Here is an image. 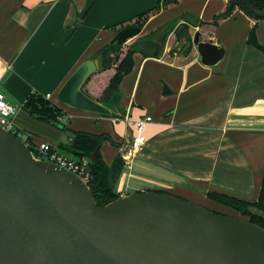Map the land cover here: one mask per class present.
<instances>
[{"label": "crops", "instance_id": "obj_1", "mask_svg": "<svg viewBox=\"0 0 264 264\" xmlns=\"http://www.w3.org/2000/svg\"><path fill=\"white\" fill-rule=\"evenodd\" d=\"M156 2L0 0V91L15 107V126L28 132L33 142L47 140L66 151L61 145L68 141V134L22 107L32 92L48 94L51 102L61 106L69 116L68 127L109 134L117 145L105 139L100 146L107 164L133 133L127 120L150 115L144 145L131 160L122 161V167L130 168L135 160L155 166L149 170L158 180L133 177L153 185L154 190L236 214L205 193L216 190L254 201L264 169V51L248 41L250 19L242 10L215 24L212 16L224 7L225 0H177L151 16L137 36L177 20L158 56L134 53L132 70L118 91L103 102L111 115L72 109L56 98L76 66L95 56L116 32L105 26ZM187 12L198 23L190 20L186 31L177 34L187 22L183 17ZM196 31L202 40L208 36L219 40L224 55L218 64L200 62L192 41ZM255 34L264 46V19L258 20Z\"/></svg>", "mask_w": 264, "mask_h": 264}, {"label": "water", "instance_id": "obj_2", "mask_svg": "<svg viewBox=\"0 0 264 264\" xmlns=\"http://www.w3.org/2000/svg\"><path fill=\"white\" fill-rule=\"evenodd\" d=\"M140 31L125 26L108 43L123 44ZM192 41L203 65L222 60L217 38L202 40L196 31ZM100 68L99 55L81 61L60 86L57 100L111 115L82 90ZM89 136L96 141L93 159L105 139L115 144L107 133ZM0 264H264V227L154 189L96 205L79 176L34 159L22 140L0 126Z\"/></svg>", "mask_w": 264, "mask_h": 264}, {"label": "trees", "instance_id": "obj_3", "mask_svg": "<svg viewBox=\"0 0 264 264\" xmlns=\"http://www.w3.org/2000/svg\"><path fill=\"white\" fill-rule=\"evenodd\" d=\"M176 1L169 0L161 2V0H157L155 5L125 20H120L105 27L112 31H117L120 28L130 25L142 27L151 16L157 14L161 9L174 6ZM237 9L242 10L250 19L248 41L264 51V46L257 41L255 34L258 20L264 19V0H225L224 7L213 14L211 21L217 24ZM183 17L187 19V22L182 23L177 34L186 31L187 23L190 20L198 23V19L191 13L187 12ZM176 20L177 18L151 30L145 35L146 38L143 41L135 40L132 43H123L120 45L105 43L96 52V55L100 56L101 68L85 80L82 85V90L97 101L106 102V97L109 92L111 91L113 93L118 91L121 80L132 70L134 53L139 50L143 56H158L162 50L167 33ZM199 22L202 21L199 20ZM139 43L140 45L138 46ZM22 107L35 118L43 119L50 123L51 121L58 123L60 125L59 127L68 134V141L61 145L67 152L75 156H88L90 158V176L86 184L93 194L96 205H103L120 197L119 193L113 187L122 168V163L117 162L119 155L110 164H107L101 155L99 147L96 151V158L93 159L91 152L96 141L90 138L89 135L92 133L68 127L67 121L69 120V116L66 115L63 108L51 102L42 94L37 92L30 93L23 102ZM22 131L24 138L29 139L31 137L28 132L25 130ZM30 149L32 150L31 147ZM205 195L237 211L241 215L237 217L250 220L264 227V169L258 195L254 201H247L216 190L207 191ZM214 211L218 212L216 210Z\"/></svg>", "mask_w": 264, "mask_h": 264}, {"label": "built area", "instance_id": "obj_4", "mask_svg": "<svg viewBox=\"0 0 264 264\" xmlns=\"http://www.w3.org/2000/svg\"><path fill=\"white\" fill-rule=\"evenodd\" d=\"M44 97L49 99L48 94ZM14 113L15 107L5 100L4 94L0 91V126L22 140L29 149L31 147L30 152L34 159L53 162L70 170L86 183L90 176V158L88 156H75L67 151H62L56 143L47 140L33 142L32 137L24 138L22 129L15 126L13 122ZM151 120L152 117L148 114L139 116L134 120H127L133 126V133L129 140L119 147V156H121L122 161L128 162L137 155L145 143L144 130Z\"/></svg>", "mask_w": 264, "mask_h": 264}, {"label": "rangeland", "instance_id": "obj_5", "mask_svg": "<svg viewBox=\"0 0 264 264\" xmlns=\"http://www.w3.org/2000/svg\"><path fill=\"white\" fill-rule=\"evenodd\" d=\"M193 20V19H192ZM146 35V34H145ZM142 35L137 36L135 35L134 37L128 38L126 40V43H132L135 40H145L146 36ZM140 45V43L138 44V46ZM51 101V100H50ZM140 164V170L139 167H137V164ZM152 165H149L147 163L144 162H138V161H134L131 164V167L129 168L126 164H123L122 170L120 175L118 176L117 180L114 182L113 187L114 190L116 192H128V193H134L136 190H146V189H154L153 185L151 184H147L145 182H142L141 180H139L138 178L133 177V175L135 176H140V177H144L147 179H159L157 178L154 174L152 175L151 171L149 169H151ZM203 205V204H201ZM206 207V206H204ZM208 208V207H206ZM223 207L214 209L216 211H218L219 213H224V214H235L234 211L230 210V211H226L222 209ZM208 209H212V208H208ZM235 215H238L237 213Z\"/></svg>", "mask_w": 264, "mask_h": 264}]
</instances>
